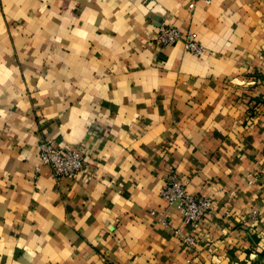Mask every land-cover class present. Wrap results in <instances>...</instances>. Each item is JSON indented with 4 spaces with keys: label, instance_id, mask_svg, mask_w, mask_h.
<instances>
[{
    "label": "crops",
    "instance_id": "obj_1",
    "mask_svg": "<svg viewBox=\"0 0 264 264\" xmlns=\"http://www.w3.org/2000/svg\"><path fill=\"white\" fill-rule=\"evenodd\" d=\"M161 24L202 54L158 47ZM40 139L80 149L84 170L52 177ZM172 177L212 200L191 247L160 194ZM262 252L264 0H0V264Z\"/></svg>",
    "mask_w": 264,
    "mask_h": 264
},
{
    "label": "built area",
    "instance_id": "obj_2",
    "mask_svg": "<svg viewBox=\"0 0 264 264\" xmlns=\"http://www.w3.org/2000/svg\"><path fill=\"white\" fill-rule=\"evenodd\" d=\"M202 1L206 4L211 2V0ZM154 42L163 49L181 42L184 49L196 57L203 52V46L196 32L191 30L181 32L177 27L166 24L157 27ZM36 148L39 162L49 167L55 179H74L77 173L85 168V156L80 149L54 146L50 141L43 139L38 141ZM160 194L166 202L174 203L181 215L182 223L187 229V234L182 237L183 245L193 246L194 235L204 219L212 212V200L209 197L187 192L185 187L173 177L162 187ZM176 232L180 233L178 230Z\"/></svg>",
    "mask_w": 264,
    "mask_h": 264
},
{
    "label": "rangeland",
    "instance_id": "obj_3",
    "mask_svg": "<svg viewBox=\"0 0 264 264\" xmlns=\"http://www.w3.org/2000/svg\"><path fill=\"white\" fill-rule=\"evenodd\" d=\"M254 264H264V252H262V254H259V257L256 258Z\"/></svg>",
    "mask_w": 264,
    "mask_h": 264
},
{
    "label": "trees",
    "instance_id": "obj_4",
    "mask_svg": "<svg viewBox=\"0 0 264 264\" xmlns=\"http://www.w3.org/2000/svg\"><path fill=\"white\" fill-rule=\"evenodd\" d=\"M252 264H254V263H252Z\"/></svg>",
    "mask_w": 264,
    "mask_h": 264
}]
</instances>
